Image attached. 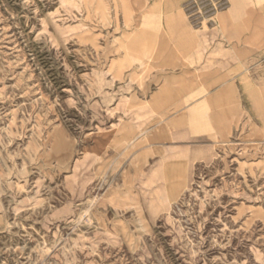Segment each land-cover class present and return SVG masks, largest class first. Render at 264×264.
Wrapping results in <instances>:
<instances>
[{
    "label": "rangeland",
    "instance_id": "374dc122",
    "mask_svg": "<svg viewBox=\"0 0 264 264\" xmlns=\"http://www.w3.org/2000/svg\"><path fill=\"white\" fill-rule=\"evenodd\" d=\"M0 264H264V0H0Z\"/></svg>",
    "mask_w": 264,
    "mask_h": 264
},
{
    "label": "crops",
    "instance_id": "0c3cea01",
    "mask_svg": "<svg viewBox=\"0 0 264 264\" xmlns=\"http://www.w3.org/2000/svg\"><path fill=\"white\" fill-rule=\"evenodd\" d=\"M180 17L183 18V13H180ZM113 50H115L116 45L115 42L113 43ZM123 49L125 50V56L126 59H128L129 61H133V60H140L141 59V55L145 54L144 50H136V56H130L129 54V48L128 46H124ZM222 92V89L219 90L217 92V95L219 93ZM206 93L207 90L206 88L200 86L198 88H193L187 92H185L183 95H181L180 97H178L177 99V103H176V107H181V106H185L184 109V113L181 114L182 117H187L188 119L197 122L199 120V118H202L203 121L200 122L202 124H206L209 125L210 122L208 120L207 114H206V108L209 102V98H206ZM241 114V113H239ZM239 114L235 115V114H231L229 117H226L225 120L221 121L219 123V127H218V137L223 136L224 134H227L230 132L231 130V126L233 125V122H235L236 120H238L240 117L238 116ZM162 122V121H161ZM160 122H158L159 124ZM151 128L149 127V130ZM144 132H141L140 134H138L137 136H132L131 133H129L130 135H124L129 137V143L133 144L135 143L134 147L138 144L139 137L140 135H143ZM149 133V132H148ZM146 140L145 137L143 139V141Z\"/></svg>",
    "mask_w": 264,
    "mask_h": 264
}]
</instances>
